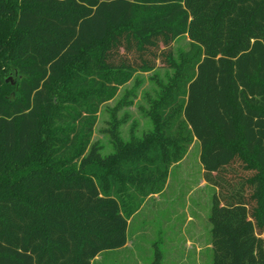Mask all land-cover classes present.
Instances as JSON below:
<instances>
[{
    "label": "trees",
    "instance_id": "trees-1",
    "mask_svg": "<svg viewBox=\"0 0 264 264\" xmlns=\"http://www.w3.org/2000/svg\"><path fill=\"white\" fill-rule=\"evenodd\" d=\"M157 63L150 131L123 141L112 118L102 155L100 108ZM194 141L211 264H264V0H0V264L121 249Z\"/></svg>",
    "mask_w": 264,
    "mask_h": 264
},
{
    "label": "rangeland",
    "instance_id": "rangeland-1",
    "mask_svg": "<svg viewBox=\"0 0 264 264\" xmlns=\"http://www.w3.org/2000/svg\"><path fill=\"white\" fill-rule=\"evenodd\" d=\"M188 43L185 36L173 42L175 59L188 50ZM171 73L157 63L154 77L152 73L135 74L100 108L92 142L100 146L102 155L113 152L108 133L112 118L120 122L118 133L123 141H129L133 123H137V138L150 131L148 100L156 96L158 86ZM8 79L12 82L11 77ZM199 152L194 141L181 164L170 171L162 193L145 199L130 221L128 248L103 254L94 264H152L157 252L162 255L160 264H211V225L207 218L214 189L203 179Z\"/></svg>",
    "mask_w": 264,
    "mask_h": 264
},
{
    "label": "crops",
    "instance_id": "crops-1",
    "mask_svg": "<svg viewBox=\"0 0 264 264\" xmlns=\"http://www.w3.org/2000/svg\"><path fill=\"white\" fill-rule=\"evenodd\" d=\"M185 157H186V156H185ZM185 157H184V158H185ZM184 158H183V160H184ZM183 160H181V162H182ZM181 162H179L178 164L172 166L171 170L174 169V168H176V167H178V166L181 164ZM171 170H170V171H171ZM158 195H159V194L152 195V196L154 197V196H158ZM152 196H151V197H152ZM136 214H137V213H136ZM136 214H135V215H136ZM135 215H133V216L128 220V222H127V223H128V228H127V242H126V244H125L124 247H122V248L119 249V250H116V251H118V252H119V251H123V250H125V249L128 248V246H129V226H130V221H132V219L134 218ZM99 257H100V256H99ZM99 257H97V258L95 259V261L98 260Z\"/></svg>",
    "mask_w": 264,
    "mask_h": 264
}]
</instances>
